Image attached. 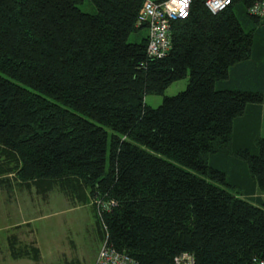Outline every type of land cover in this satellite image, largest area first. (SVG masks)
Returning a JSON list of instances; mask_svg holds the SVG:
<instances>
[{
	"label": "trees",
	"instance_id": "trees-1",
	"mask_svg": "<svg viewBox=\"0 0 264 264\" xmlns=\"http://www.w3.org/2000/svg\"><path fill=\"white\" fill-rule=\"evenodd\" d=\"M89 1L94 14L81 0H0V166L20 184L73 178L113 201L96 220L135 264H174L182 253L192 264H264L263 207L227 190L207 162L261 101L217 86L251 51L253 27L241 22L264 23L246 12L253 0L216 14L190 0L160 59L145 55L146 33L127 41L145 30L143 0ZM185 76L184 90L143 103ZM255 143V154H235L260 188L264 140Z\"/></svg>",
	"mask_w": 264,
	"mask_h": 264
},
{
	"label": "rangeland",
	"instance_id": "rangeland-1",
	"mask_svg": "<svg viewBox=\"0 0 264 264\" xmlns=\"http://www.w3.org/2000/svg\"><path fill=\"white\" fill-rule=\"evenodd\" d=\"M78 8L88 14L96 12L89 0H81ZM241 26L244 30L253 27V39L260 41L262 34L257 25L241 22ZM145 33L144 29H139L130 34L127 41L135 42ZM186 82L185 76L172 82L161 95H145L143 103L155 108L162 97L174 96L184 90ZM1 167L0 175L7 171V167ZM12 176L17 181L14 174ZM42 183L47 185L43 199L35 191ZM29 185H33L30 194L35 207L28 215L17 207L20 212L16 215V219L23 218L29 223L19 224L18 221V225H14L15 217L10 216L8 223L0 224V264H90L105 239L104 228L96 220L97 210L105 201L91 197L86 186L73 178ZM17 203L23 208L31 204Z\"/></svg>",
	"mask_w": 264,
	"mask_h": 264
},
{
	"label": "crops",
	"instance_id": "crops-1",
	"mask_svg": "<svg viewBox=\"0 0 264 264\" xmlns=\"http://www.w3.org/2000/svg\"><path fill=\"white\" fill-rule=\"evenodd\" d=\"M258 22L260 26L257 25V29L262 34L260 41L253 39L248 58L230 67L226 79L218 83L217 86L219 89L256 92L260 95L261 101L248 104L242 114L234 119L227 148L209 155L207 162L224 172L226 180L233 187L226 188L227 190L238 192L241 199L264 209V185L260 188L257 186L250 176L245 162L235 154L237 150L255 154L257 152L256 139L264 140V23H261L263 21ZM12 175L10 171H5L0 175V221H2L0 224L8 223L10 216L15 217L14 225H18V221H20L19 224H27L29 220L16 219V215L20 212L18 208H22L25 215L32 213L31 211L35 207L30 194L33 192V185L20 184L14 180ZM46 189L47 185L42 183L36 187L35 191L43 199ZM17 202L24 206L31 204L23 208ZM96 252L92 256L90 264H92Z\"/></svg>",
	"mask_w": 264,
	"mask_h": 264
},
{
	"label": "built area",
	"instance_id": "built-area-1",
	"mask_svg": "<svg viewBox=\"0 0 264 264\" xmlns=\"http://www.w3.org/2000/svg\"><path fill=\"white\" fill-rule=\"evenodd\" d=\"M204 6L210 14H216L230 4V0H205ZM190 0H143L137 14L136 25H144L146 30L145 55L160 59L170 49L169 29L172 22L187 17ZM249 16L257 19L264 17V0H253L247 7ZM114 202L105 201L101 209L97 210L100 217L102 211H108ZM190 255L182 253L173 258L174 264H192ZM92 264H135L128 255L118 252L105 243L99 246ZM258 264H262L259 262Z\"/></svg>",
	"mask_w": 264,
	"mask_h": 264
}]
</instances>
